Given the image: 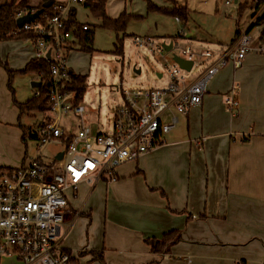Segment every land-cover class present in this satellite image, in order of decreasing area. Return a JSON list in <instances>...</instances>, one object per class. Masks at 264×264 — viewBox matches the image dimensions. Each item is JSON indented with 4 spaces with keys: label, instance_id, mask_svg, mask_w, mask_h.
<instances>
[{
    "label": "crops",
    "instance_id": "obj_1",
    "mask_svg": "<svg viewBox=\"0 0 264 264\" xmlns=\"http://www.w3.org/2000/svg\"><path fill=\"white\" fill-rule=\"evenodd\" d=\"M78 6H70L67 13L75 10V22ZM250 20L244 32H235L248 33L256 43L264 33V23H257L254 11ZM80 25L90 29L87 23ZM254 28L255 36L250 34ZM236 38L234 33L228 48ZM15 42L25 64L34 58L31 45ZM69 47L67 60L83 54L72 35ZM32 83H38L37 78ZM234 85L238 107L231 113L224 97ZM90 114L85 108L82 117H63L60 126L75 133L82 126L90 127ZM182 117L187 138L167 142L138 161L120 166L116 182H99L110 198L103 240L72 251L77 264H264V55L252 52L239 68L221 69L209 81L201 105ZM29 159L19 155L0 167L19 168ZM72 225L68 232L64 229L68 235ZM170 231H180L181 241L166 253H151L145 241L160 239ZM93 251L101 252L103 260L93 261L88 254Z\"/></svg>",
    "mask_w": 264,
    "mask_h": 264
},
{
    "label": "built area",
    "instance_id": "obj_2",
    "mask_svg": "<svg viewBox=\"0 0 264 264\" xmlns=\"http://www.w3.org/2000/svg\"><path fill=\"white\" fill-rule=\"evenodd\" d=\"M250 2L254 16L259 19L264 13V0ZM231 3L234 0H225V4ZM83 4L84 0L54 2L49 13L43 11L33 22L16 27L12 33L31 35L24 42L32 46L35 59L48 63L49 110L33 130L34 157L22 167L0 170V264L4 260L16 264H77L76 253L65 249L62 242L79 215L69 203L79 187L116 182L120 166L136 162L167 143L165 138L179 122L177 115L186 116L192 108L201 105L209 81L221 69L228 65L239 68L252 52L264 55V34L256 43L248 33L239 34L227 50L188 82L185 73L200 59L211 58V53L181 46L179 38L169 43L171 49L167 52L162 47L164 43L157 44L149 37H134L135 46L145 47L153 55L163 54V58L168 53L171 55L164 72L156 75L158 79L166 75L167 83L152 89L116 86L122 103L115 109L111 132L94 133L91 127L82 126L69 133L60 126L61 119L69 115L82 117L85 108L81 104L73 106L72 100H67L72 94L63 91V82L72 72L67 64L71 33L65 31V20L70 6ZM33 13L34 10H19L14 22ZM175 56L191 62L190 71L174 62ZM235 88L224 97L231 113L238 107ZM49 144L62 145L63 150H56L52 160L43 161L42 154ZM58 155L60 160L56 159Z\"/></svg>",
    "mask_w": 264,
    "mask_h": 264
},
{
    "label": "rangeland",
    "instance_id": "obj_3",
    "mask_svg": "<svg viewBox=\"0 0 264 264\" xmlns=\"http://www.w3.org/2000/svg\"><path fill=\"white\" fill-rule=\"evenodd\" d=\"M10 1L0 0V5ZM39 1L31 0L34 4H38ZM110 1L106 6V13L110 18H115L122 11L129 16L123 31L116 33L100 27V20L93 17L83 5H79L76 7V21L78 24L90 25L94 51L91 55L81 52L82 55L71 56L67 60L74 73L87 76L81 105L91 113L88 121L91 122L89 126L93 132L104 134L111 132L115 109L122 103L120 92L115 91L116 86L122 84L123 89L127 86L152 89L164 87L167 83L166 75L162 79H158L156 75L164 72L165 62L170 61L171 55L168 53L165 58L162 57L163 54L153 55L145 47L135 46L134 37L142 39L149 37L157 44H169L179 38V33L182 32L184 38L178 40L179 45L211 53V58L200 59L189 73H185L187 81L192 82L228 49L235 31L244 32L247 29L254 11L250 0H240L241 4H244L241 12L238 10V4L227 5L225 0H174L178 6L186 7L189 11L188 19L184 23L176 22L175 17L170 15L147 12V0ZM150 1L156 2L155 4L160 7H168L162 0ZM256 33L254 28L250 34L255 36ZM15 43L14 40L0 43V59L7 63L9 70L20 71L26 58L18 51ZM119 44L122 47V55L114 54ZM134 69H140V74H136ZM34 79L35 77L31 75L15 73L10 80V90L8 74L0 66V120L7 122L0 124V165L7 166L9 161H15L19 155L25 154L28 159L35 155V143L32 140L27 139L24 144L21 142L22 131L17 126L18 111L13 105L14 100L25 103L34 97L36 88L31 86ZM72 99V95L67 96V100ZM45 116L46 114H35L23 117L21 125L34 130ZM177 116L179 122L165 138L166 142L187 138L185 118ZM165 121H168V118ZM56 150H63V146L49 144L44 149L42 160H52ZM105 190L106 187L101 183L93 189L81 185L77 199L73 203L69 199L79 216L75 218L71 232L65 237L64 246L67 249L79 251L88 242L97 246L103 240L102 225L106 209L110 208V198H107ZM126 197L123 199H127ZM1 264L14 263L4 260Z\"/></svg>",
    "mask_w": 264,
    "mask_h": 264
},
{
    "label": "trees",
    "instance_id": "obj_4",
    "mask_svg": "<svg viewBox=\"0 0 264 264\" xmlns=\"http://www.w3.org/2000/svg\"><path fill=\"white\" fill-rule=\"evenodd\" d=\"M47 0H40L38 4H34L31 0H11L10 2H5L0 5V43L10 40L24 42L31 35L26 33H20L19 35H12L16 30L14 15L19 10H34L35 12L42 9L43 3ZM168 7H160L152 3L150 0H147V12H158L172 17L178 18L179 21L186 22L188 19L189 11L186 7L178 6L174 0H162ZM56 2V0H54ZM108 0H84L83 7L88 9L90 14L100 20V27L110 29L116 33L123 31L126 22L129 20V16L122 12L119 17L111 19L106 14V4ZM244 8V4L239 5V11L241 12ZM44 12L49 13L51 7L44 9ZM75 10L71 9L65 20V31L70 32L74 38V43L78 51L92 54L93 48V32L90 29L83 30L80 24L74 21ZM257 23H264V13L258 19ZM264 34V33H263ZM262 34V35H263ZM179 36V35H176ZM175 36V37H176ZM238 36V32H235V37ZM119 43V42H118ZM71 48V47H69ZM70 50V49H68ZM114 54L122 55V47H116ZM0 66H2L9 77V88L10 80L13 74H27L37 78L39 87L36 89L38 95H34L29 101L25 103H19L13 101V105L18 111V128L22 131L21 142L24 144L26 140H32L36 142V136H34L33 130L31 127H24L21 125V119L23 117H31L35 114H46L49 110L48 104V88L50 84V76L48 70V63L44 60L31 59L29 60L22 70L20 71H11L8 69L7 64L2 63L0 60ZM87 76L81 74H75L71 72L68 76L67 81L63 82V91L72 94V105L77 106L81 104L85 89H86ZM11 90V88H10ZM5 168L0 167V170ZM105 182V181H103ZM107 183V182H106ZM181 241L180 231H170L164 234L160 239H148L145 241V244L149 247L151 253L162 254L168 252L169 248ZM87 253H80L81 256ZM92 256L93 261H102L103 255L101 252H89Z\"/></svg>",
    "mask_w": 264,
    "mask_h": 264
},
{
    "label": "water",
    "instance_id": "obj_5",
    "mask_svg": "<svg viewBox=\"0 0 264 264\" xmlns=\"http://www.w3.org/2000/svg\"><path fill=\"white\" fill-rule=\"evenodd\" d=\"M237 0H234V3H236ZM54 3V0H47L45 3H43L42 5V9L36 11L33 14H27L24 15L23 17L19 18L16 20V27L17 28H21L24 24H28L30 22H33L36 18L39 17V15L43 12L44 9H48L52 4ZM162 47L165 49V51L169 52L171 49V44H163ZM47 58H49V54L47 55ZM173 61L176 62L182 69H184L185 71H190L191 67H192V63L189 61H184L178 57H174ZM136 74H140V69L137 70H133ZM32 87L33 88H38L39 87V83H32ZM57 160L61 159V155H58Z\"/></svg>",
    "mask_w": 264,
    "mask_h": 264
}]
</instances>
